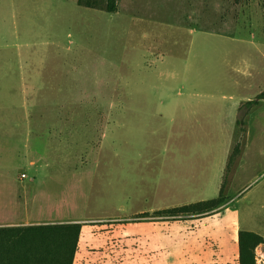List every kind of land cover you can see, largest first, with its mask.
Listing matches in <instances>:
<instances>
[{"label":"rangeland","instance_id":"rangeland-1","mask_svg":"<svg viewBox=\"0 0 264 264\" xmlns=\"http://www.w3.org/2000/svg\"><path fill=\"white\" fill-rule=\"evenodd\" d=\"M263 92L264 0H0L1 208L69 211L73 264H240V231L264 237Z\"/></svg>","mask_w":264,"mask_h":264},{"label":"trees","instance_id":"trees-1","mask_svg":"<svg viewBox=\"0 0 264 264\" xmlns=\"http://www.w3.org/2000/svg\"><path fill=\"white\" fill-rule=\"evenodd\" d=\"M78 4L113 13L118 0ZM264 97V92L260 98ZM223 187L219 197L176 207L172 212L206 213L224 202ZM82 225L79 222H49L20 226H0V264H73ZM239 263L256 264L255 249L264 244V237L253 231H240Z\"/></svg>","mask_w":264,"mask_h":264},{"label":"crops","instance_id":"crops-1","mask_svg":"<svg viewBox=\"0 0 264 264\" xmlns=\"http://www.w3.org/2000/svg\"><path fill=\"white\" fill-rule=\"evenodd\" d=\"M40 201L37 200H27L24 202L18 203L16 206L13 205L11 209H3L1 208L0 203V222L7 221L6 217L8 215L15 216L19 222H15L14 224H22V225H31V224H40V223H49V222H79V220L76 219H69L71 217V213L69 211H61L59 214L61 218L57 219L58 221L54 220H42L43 218L53 217V213L50 210L41 209V205L44 204V202L41 201V204H39ZM41 206V207H39ZM162 208H152L150 211L155 210H161ZM59 217V216H58ZM41 219V220H40ZM80 223V222H79ZM1 225V224H0ZM86 226H83V231H87ZM82 235V234H81ZM80 243V242H79Z\"/></svg>","mask_w":264,"mask_h":264}]
</instances>
